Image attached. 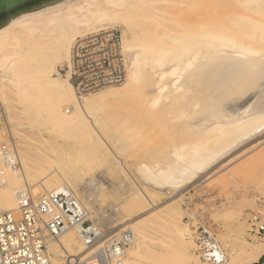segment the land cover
Listing matches in <instances>:
<instances>
[{
    "label": "bare ground",
    "instance_id": "6f19581e",
    "mask_svg": "<svg viewBox=\"0 0 264 264\" xmlns=\"http://www.w3.org/2000/svg\"><path fill=\"white\" fill-rule=\"evenodd\" d=\"M107 24L124 27L127 80L98 96L80 98L70 81L59 76V66L69 65L76 37ZM207 50L263 56L264 0H65L19 15L0 28V96L8 100L10 93H15L26 103L29 113L52 124L51 130L56 125L55 129L71 132L76 141L92 144L89 148L92 154L107 159L122 151L118 146L114 150L110 140L121 143L123 138L139 136L141 132L126 122H122L126 126L105 129L100 111L111 103L137 100L146 116L161 118L164 132L176 141L164 153L161 149L160 152L150 149L151 157L147 155L148 160L142 161L138 170L144 180L157 188L175 190L233 148L248 141L243 147L249 151L264 143L252 140L264 126V111L238 123L214 124L205 134L180 138L166 129L199 110L198 100L185 77L202 51ZM63 105L73 112H64ZM21 157L19 174L0 161V211L15 212L17 192L24 187L37 194L40 190L59 192L64 187L71 190V178L58 167L32 169L27 154L22 152ZM140 190H135L124 208V213L130 210L137 214L113 230L129 226L133 232L129 251L117 264L145 263L143 219L156 204L142 187ZM185 231L187 234L188 229ZM178 239L183 244L179 258L175 257L176 264H194L184 246V236L178 234ZM48 248L53 264L86 253L75 229L49 239ZM215 254L220 255L217 249ZM170 263L171 257L167 264Z\"/></svg>",
    "mask_w": 264,
    "mask_h": 264
},
{
    "label": "rangeland",
    "instance_id": "374dc122",
    "mask_svg": "<svg viewBox=\"0 0 264 264\" xmlns=\"http://www.w3.org/2000/svg\"><path fill=\"white\" fill-rule=\"evenodd\" d=\"M62 1L65 0L57 3ZM66 70V66H59L61 78H67ZM114 87L87 97L98 96ZM1 97L10 123V136L20 156L22 152L27 154L32 169L43 171L52 166L61 169L71 178V190L91 212L93 220L107 231L134 218L137 212L124 213V208L135 190L144 189L156 205L143 219L146 221L143 264H167L170 257V264H176L175 257L179 258L183 244L179 243L178 234L184 236V246L194 264H202L198 242L202 236L220 246L226 257L225 264H264V229H258L264 226V143L253 146L249 152L248 147H243L247 141L214 161L188 184L175 190L159 189L143 179L138 166L151 157L152 150L164 153L176 141L164 132L161 118L146 116L137 100L111 103L100 111L105 129L114 130L127 124L141 132L139 136L126 137L128 140L123 138L121 143L109 139L114 150L118 146L122 151H117V157L107 159L92 154V144L76 141L71 132L58 126L55 129V124L51 130L52 124L29 113L26 103L15 93H10L8 100ZM62 108L67 114L73 112L68 105ZM252 140L264 142V126ZM176 195L179 197L174 199Z\"/></svg>",
    "mask_w": 264,
    "mask_h": 264
},
{
    "label": "built area",
    "instance_id": "2783aa9c",
    "mask_svg": "<svg viewBox=\"0 0 264 264\" xmlns=\"http://www.w3.org/2000/svg\"><path fill=\"white\" fill-rule=\"evenodd\" d=\"M66 69L65 75L80 98L123 85L128 70L121 27L107 24L76 37ZM9 127L0 96V161L19 174L22 163ZM16 200L15 212H0V264H53L48 241L70 229L78 232L86 253L65 257L62 264H117L132 243L131 228L107 231L68 187L38 194L24 187ZM198 242L202 264H225V254L213 239L202 236ZM216 249L220 255L215 254Z\"/></svg>",
    "mask_w": 264,
    "mask_h": 264
},
{
    "label": "water",
    "instance_id": "95a60500",
    "mask_svg": "<svg viewBox=\"0 0 264 264\" xmlns=\"http://www.w3.org/2000/svg\"><path fill=\"white\" fill-rule=\"evenodd\" d=\"M30 1L0 0V14H8L0 28L19 15L57 3L19 10ZM185 79L200 108L187 120L166 127L180 138L205 134L214 124L238 123L264 111V55L202 51Z\"/></svg>",
    "mask_w": 264,
    "mask_h": 264
},
{
    "label": "trees",
    "instance_id": "16d2710c",
    "mask_svg": "<svg viewBox=\"0 0 264 264\" xmlns=\"http://www.w3.org/2000/svg\"><path fill=\"white\" fill-rule=\"evenodd\" d=\"M50 0H32L28 3H26L24 6H22V9H27L29 10V8H34V7H37V6H41V4L45 3V2H49ZM20 8V10H22ZM8 19V14L7 13H1L0 14V24H2L3 22H5L6 20Z\"/></svg>",
    "mask_w": 264,
    "mask_h": 264
},
{
    "label": "flooded vegetation",
    "instance_id": "af4514ba",
    "mask_svg": "<svg viewBox=\"0 0 264 264\" xmlns=\"http://www.w3.org/2000/svg\"><path fill=\"white\" fill-rule=\"evenodd\" d=\"M56 1H58V0H50L49 2H45V3H54V2H56ZM43 4H44V3H43ZM41 5H42V4H41ZM24 8H25V7H24ZM24 8L22 9V7H21L22 10H27V9H24ZM29 9H30V8H29ZM31 9H32V8H31ZM19 10H20V9H19Z\"/></svg>",
    "mask_w": 264,
    "mask_h": 264
}]
</instances>
